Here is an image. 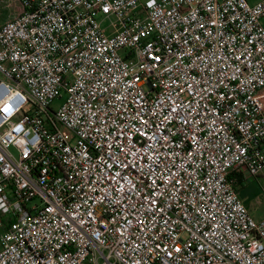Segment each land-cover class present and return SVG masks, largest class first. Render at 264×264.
<instances>
[{"label": "built area", "instance_id": "obj_1", "mask_svg": "<svg viewBox=\"0 0 264 264\" xmlns=\"http://www.w3.org/2000/svg\"><path fill=\"white\" fill-rule=\"evenodd\" d=\"M14 2L0 264H264V0Z\"/></svg>", "mask_w": 264, "mask_h": 264}, {"label": "rangeland", "instance_id": "obj_2", "mask_svg": "<svg viewBox=\"0 0 264 264\" xmlns=\"http://www.w3.org/2000/svg\"><path fill=\"white\" fill-rule=\"evenodd\" d=\"M262 0H248L250 4H256ZM11 10L7 9L5 5L0 6V25L3 24L8 18L10 17ZM105 26V25H104ZM264 95V91H263ZM64 99L56 100L52 107L53 109L57 110L64 102ZM250 191L252 193V202L250 204L246 205L250 214L255 220H258V216L264 215V176L260 178V183H256L255 185H252L250 188ZM1 232V231H0Z\"/></svg>", "mask_w": 264, "mask_h": 264}, {"label": "crops", "instance_id": "obj_3", "mask_svg": "<svg viewBox=\"0 0 264 264\" xmlns=\"http://www.w3.org/2000/svg\"><path fill=\"white\" fill-rule=\"evenodd\" d=\"M257 4V3H256ZM2 5H5V7L7 8V9H10L11 10V14H10V17L8 18V20H6L5 22H7V21H9V20H11V19H13V18H15L16 16H18L20 13H21V6L18 4V3H16V2H14V4L10 7L9 5H8V0H0V6H2ZM254 5V4H253ZM4 22V23H5ZM3 23V24H4ZM3 24H1L0 25V27L3 25ZM262 177V176H261ZM261 177H259V178H257V179H251L250 181H248V183H247V185L245 186V187H242V184H241V182H242V179H241V177L239 178L240 180H239V183H238V192H239V195H240V197H241V199H242V201L246 204V205H248V204H250V202H252L253 200H252V198H253V196H252V193H251V191H250V188H251V186L252 185H255L256 183H260V178ZM232 178H236V176H234L233 175V177ZM251 213V212H250ZM252 214V213H251ZM253 215V214H252ZM257 221H260V220H262V219H264V215H262V216H258L257 217Z\"/></svg>", "mask_w": 264, "mask_h": 264}]
</instances>
